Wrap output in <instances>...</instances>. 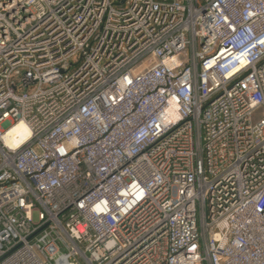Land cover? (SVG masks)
I'll list each match as a JSON object with an SVG mask.
<instances>
[{"label": "built area", "instance_id": "obj_1", "mask_svg": "<svg viewBox=\"0 0 264 264\" xmlns=\"http://www.w3.org/2000/svg\"><path fill=\"white\" fill-rule=\"evenodd\" d=\"M0 264H264V0H0Z\"/></svg>", "mask_w": 264, "mask_h": 264}, {"label": "bare ground", "instance_id": "obj_2", "mask_svg": "<svg viewBox=\"0 0 264 264\" xmlns=\"http://www.w3.org/2000/svg\"><path fill=\"white\" fill-rule=\"evenodd\" d=\"M28 134V130L27 128L24 126L23 123H19L18 125H16L14 128H12L9 132L8 135H10L11 137L8 136L7 138V142L10 143L11 141H15L14 137L15 135H21V136H26Z\"/></svg>", "mask_w": 264, "mask_h": 264}]
</instances>
